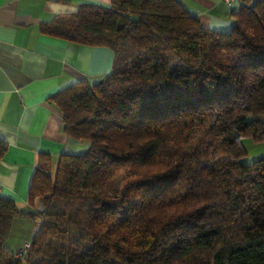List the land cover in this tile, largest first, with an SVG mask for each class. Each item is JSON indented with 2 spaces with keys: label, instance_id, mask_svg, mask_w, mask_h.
I'll return each mask as SVG.
<instances>
[{
  "label": "trees",
  "instance_id": "1",
  "mask_svg": "<svg viewBox=\"0 0 264 264\" xmlns=\"http://www.w3.org/2000/svg\"><path fill=\"white\" fill-rule=\"evenodd\" d=\"M40 31L114 61L53 96L88 145L53 167L38 156L27 201L45 209L17 254L8 230L31 212L0 196V264H264V154L247 162L242 143L264 142V0H243L228 32L178 0L81 3Z\"/></svg>",
  "mask_w": 264,
  "mask_h": 264
},
{
  "label": "crops",
  "instance_id": "2",
  "mask_svg": "<svg viewBox=\"0 0 264 264\" xmlns=\"http://www.w3.org/2000/svg\"><path fill=\"white\" fill-rule=\"evenodd\" d=\"M111 0H0V139L7 145L0 159V196L19 209L35 210L27 201L38 156L53 167L64 152L80 153L87 141L70 138L62 114L52 102L61 89L92 84L107 74L114 53L50 36L40 24L75 12L81 3L109 5ZM203 27L228 32L243 0H178ZM248 157L264 154V142L243 138Z\"/></svg>",
  "mask_w": 264,
  "mask_h": 264
},
{
  "label": "rangeland",
  "instance_id": "3",
  "mask_svg": "<svg viewBox=\"0 0 264 264\" xmlns=\"http://www.w3.org/2000/svg\"><path fill=\"white\" fill-rule=\"evenodd\" d=\"M250 160V156L246 158L247 162ZM123 183L124 174H121L119 177L110 182L108 190L120 191ZM29 212H31L32 215L28 214L24 216H15L11 221L5 246L14 254L24 250L25 244L32 239L37 227L39 226V215L35 214V210H30Z\"/></svg>",
  "mask_w": 264,
  "mask_h": 264
},
{
  "label": "water",
  "instance_id": "4",
  "mask_svg": "<svg viewBox=\"0 0 264 264\" xmlns=\"http://www.w3.org/2000/svg\"><path fill=\"white\" fill-rule=\"evenodd\" d=\"M34 207L37 210V212H43L45 209V204L42 201V199L40 197H37L34 201Z\"/></svg>",
  "mask_w": 264,
  "mask_h": 264
},
{
  "label": "built area",
  "instance_id": "5",
  "mask_svg": "<svg viewBox=\"0 0 264 264\" xmlns=\"http://www.w3.org/2000/svg\"><path fill=\"white\" fill-rule=\"evenodd\" d=\"M225 4H231L233 0H222ZM25 246H28V243L25 244Z\"/></svg>",
  "mask_w": 264,
  "mask_h": 264
}]
</instances>
